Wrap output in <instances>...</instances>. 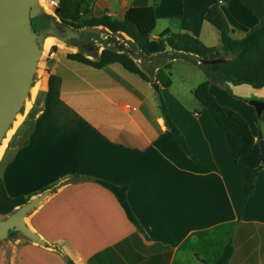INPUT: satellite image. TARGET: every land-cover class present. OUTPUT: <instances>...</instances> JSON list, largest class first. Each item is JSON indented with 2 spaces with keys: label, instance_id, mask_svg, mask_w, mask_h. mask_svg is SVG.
I'll list each match as a JSON object with an SVG mask.
<instances>
[{
  "label": "crops",
  "instance_id": "crops-1",
  "mask_svg": "<svg viewBox=\"0 0 264 264\" xmlns=\"http://www.w3.org/2000/svg\"><path fill=\"white\" fill-rule=\"evenodd\" d=\"M104 1L100 12L117 17L129 6L153 2ZM219 1L158 0L151 38L170 30L192 34L207 46L220 42L204 18L214 4L233 38L259 23L240 1ZM153 55L146 68L136 61L151 77L168 62L165 55ZM170 63L172 84L163 96L192 156L170 141L152 82L119 63L97 69L51 55L0 160V178L10 197L30 199L58 187L27 218L50 246L18 237L14 264H66L64 256L75 264H204L196 255L215 264L230 241L237 264H264V168L245 197L244 174L225 132L195 98L197 86L187 92L182 87L187 78L200 84L206 74L190 54ZM249 86L248 96L229 83L228 93L214 84L209 91L247 120L256 141L239 162L255 168L264 165L258 144L264 141V110L258 114L250 101L264 100V85ZM95 179L128 187L140 228Z\"/></svg>",
  "mask_w": 264,
  "mask_h": 264
},
{
  "label": "trees",
  "instance_id": "trees-1",
  "mask_svg": "<svg viewBox=\"0 0 264 264\" xmlns=\"http://www.w3.org/2000/svg\"><path fill=\"white\" fill-rule=\"evenodd\" d=\"M158 0L146 6H129L121 17L103 12L84 15L82 12L83 0H59L54 8L55 14L63 21L76 28L100 25L112 33L122 32L133 42L136 50L145 55H165L168 57L162 68L151 77L141 69L136 60L127 52H119L113 48H105L99 55L89 58L82 51L68 53V59L84 63L94 68H102L111 63L121 64L127 71L139 75L147 82L156 81L158 106L164 119L170 141L185 154L192 156L183 133L176 127L168 112L167 104L163 98V90L172 84L170 61L181 58L186 54L192 56V61L204 71L207 79L197 85L193 94L202 108L208 110L216 120L219 127L225 132L234 162L244 174V195L249 197L254 191L258 172L264 165L252 168L240 164V159L251 153L256 141L247 120L237 111L222 106L210 93L211 84L224 87L227 83L249 84L254 88L264 85V0H238L252 14L259 23L251 28L244 37L236 39L231 36V29L219 4H214L205 13V20L219 33L220 46H207L201 40L187 32L173 33L163 31L157 39L151 34L156 25L155 8ZM170 49V50H169ZM215 63H203L201 60H215ZM34 111L30 112L33 117ZM259 137L262 138L261 131ZM103 187L111 191L124 210L128 220L140 228V223L132 211L127 199L126 185H117L104 180L95 179ZM29 200V197H10L7 195L3 181L0 178V214L8 215L18 206ZM197 259L209 264L199 255ZM66 264H75L69 257L64 256ZM215 264H237L235 262V248L230 241L224 248Z\"/></svg>",
  "mask_w": 264,
  "mask_h": 264
},
{
  "label": "water",
  "instance_id": "water-1",
  "mask_svg": "<svg viewBox=\"0 0 264 264\" xmlns=\"http://www.w3.org/2000/svg\"><path fill=\"white\" fill-rule=\"evenodd\" d=\"M48 38L75 47L89 58L99 55L105 48L127 52L145 68L154 58V55L147 56L131 47V39L122 32L114 34L100 25L76 28L63 23L41 0H0V148L32 97ZM217 61L201 60L203 63ZM151 86L156 90L159 87L157 82H152ZM250 104L258 114L264 110V100L254 99ZM258 144L264 163V141L260 139ZM57 188L44 190L10 214L0 217V262L2 249L15 235L50 246L29 226L27 218Z\"/></svg>",
  "mask_w": 264,
  "mask_h": 264
},
{
  "label": "rangeland",
  "instance_id": "rangeland-1",
  "mask_svg": "<svg viewBox=\"0 0 264 264\" xmlns=\"http://www.w3.org/2000/svg\"><path fill=\"white\" fill-rule=\"evenodd\" d=\"M42 1H43L42 3L44 4V6L49 9V10L47 9L48 11L55 13L54 8L50 7V5L48 3L49 0H42ZM83 1L84 2L82 4V12L84 13V15H90L92 13L94 14V13H98V11L99 12L102 11L101 9L103 8L104 3H105L104 0H83ZM210 42H211L210 44H212V46H219L220 45V42L218 40L210 41ZM130 46L134 48L132 40L130 41ZM45 49H46V51L43 55V58L41 60L40 66H39L38 81L35 84V85H37V87L40 84V77L42 75V71L45 69L46 64L48 63L49 59H51V55L53 53L67 58L66 55L68 53H75L78 51L77 48L65 46L61 42L56 41L54 39H52V41L49 43L48 47H45ZM195 71H198V70L195 68ZM197 73H199V72H197ZM178 80L179 79L176 78V83H175L176 86L178 84H181ZM182 84H183L182 87L184 88V92H187L188 89L190 88V86H194V85L197 86L198 85L195 78H187L185 81L182 82ZM229 85H231L232 87H234L236 89L243 90L241 93L243 96H248V94L245 93V91H248L249 89H251L250 86L248 84H245V83H243V84L229 83ZM221 88H223L228 93V83H227V86H224ZM35 95H33V97ZM190 97H192V96H190ZM163 98H164V96H163ZM0 217H4V215L0 214ZM18 237H20V236H18V235L13 236L11 242L8 245L4 246V248L1 251V262H0V264H14V262H15V258H14V256H15V254H14L15 243L14 242H15V239H17Z\"/></svg>",
  "mask_w": 264,
  "mask_h": 264
},
{
  "label": "bare ground",
  "instance_id": "bare-ground-1",
  "mask_svg": "<svg viewBox=\"0 0 264 264\" xmlns=\"http://www.w3.org/2000/svg\"><path fill=\"white\" fill-rule=\"evenodd\" d=\"M41 1H42V0H41ZM42 2H43V1H42ZM42 4H43V3H42ZM46 9H48V8H46ZM48 10H49V9H48ZM51 41H52V38H48V39L46 40L45 47H48V45H49V43H50ZM36 91H37V85H35L34 88L32 89V97H33V95L36 94ZM29 105H30V103L27 104L26 110L28 109ZM22 119H23V116L20 115V116L18 117L17 121L14 123V126H13L12 129L8 132L6 138L4 139L3 144H2V146H1V148H0V160H1V157H2V155H3V153H4V151L6 150L7 144L9 143V142H8L9 139L11 138L12 135H14L13 133H14L15 131H17L16 129H17V127L21 124Z\"/></svg>",
  "mask_w": 264,
  "mask_h": 264
},
{
  "label": "built area",
  "instance_id": "built-area-1",
  "mask_svg": "<svg viewBox=\"0 0 264 264\" xmlns=\"http://www.w3.org/2000/svg\"><path fill=\"white\" fill-rule=\"evenodd\" d=\"M58 2H59V0H49L48 1L50 7H53V8L58 6ZM219 3H222V1L220 0Z\"/></svg>",
  "mask_w": 264,
  "mask_h": 264
}]
</instances>
